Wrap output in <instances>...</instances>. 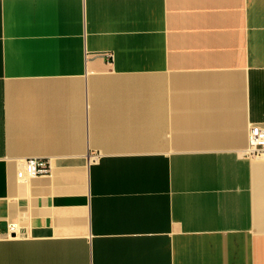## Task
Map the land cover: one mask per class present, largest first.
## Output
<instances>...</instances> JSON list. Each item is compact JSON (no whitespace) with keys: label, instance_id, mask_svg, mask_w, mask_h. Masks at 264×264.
<instances>
[{"label":"crops","instance_id":"crops-1","mask_svg":"<svg viewBox=\"0 0 264 264\" xmlns=\"http://www.w3.org/2000/svg\"><path fill=\"white\" fill-rule=\"evenodd\" d=\"M251 123L264 0H0V264H264Z\"/></svg>","mask_w":264,"mask_h":264},{"label":"built area","instance_id":"built-area-1","mask_svg":"<svg viewBox=\"0 0 264 264\" xmlns=\"http://www.w3.org/2000/svg\"><path fill=\"white\" fill-rule=\"evenodd\" d=\"M248 141L249 147L245 152L246 156L264 158V124H250ZM23 163V167L17 172V179L20 181L40 177L51 172V162L46 159L27 158Z\"/></svg>","mask_w":264,"mask_h":264}]
</instances>
